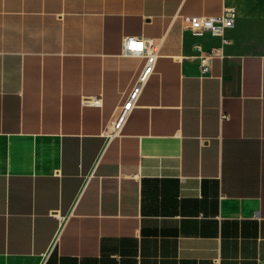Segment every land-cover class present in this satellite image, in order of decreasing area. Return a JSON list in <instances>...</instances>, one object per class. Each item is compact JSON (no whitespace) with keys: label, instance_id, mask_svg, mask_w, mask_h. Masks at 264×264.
Instances as JSON below:
<instances>
[{"label":"crops","instance_id":"obj_1","mask_svg":"<svg viewBox=\"0 0 264 264\" xmlns=\"http://www.w3.org/2000/svg\"><path fill=\"white\" fill-rule=\"evenodd\" d=\"M0 264H264V0H0Z\"/></svg>","mask_w":264,"mask_h":264},{"label":"built area","instance_id":"obj_2","mask_svg":"<svg viewBox=\"0 0 264 264\" xmlns=\"http://www.w3.org/2000/svg\"><path fill=\"white\" fill-rule=\"evenodd\" d=\"M235 12L233 7L225 6L218 15H182L184 27L192 33L208 32L213 35L221 36L230 28L234 22ZM162 38H143L140 36L125 35L121 38V45L125 54H135L143 57L144 62L135 78L130 90L128 91L120 109L112 121L109 129V137L118 135L122 129L123 123L128 112L135 106L139 94L146 83L149 75L153 72L155 61L158 56ZM223 44L228 40L223 38ZM193 59L198 62L199 70L202 75L210 72L211 61L215 57L222 56V49L220 47L212 48L207 51L196 48L192 55ZM82 104L91 103L98 104V98H83ZM221 118H227L226 114H221Z\"/></svg>","mask_w":264,"mask_h":264}]
</instances>
